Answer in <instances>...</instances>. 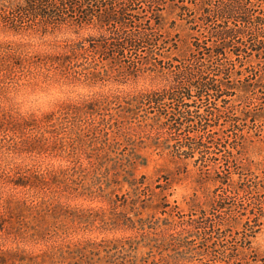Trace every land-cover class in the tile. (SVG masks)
I'll use <instances>...</instances> for the list:
<instances>
[{
  "label": "rangeland",
  "instance_id": "1",
  "mask_svg": "<svg viewBox=\"0 0 264 264\" xmlns=\"http://www.w3.org/2000/svg\"><path fill=\"white\" fill-rule=\"evenodd\" d=\"M29 1L0 0V264H207L163 210L207 205L213 170L171 155L145 99L190 55L225 51L219 108L241 131L215 137L264 179V0H250L255 37L226 44L202 19L215 0ZM251 248L240 264H264V218Z\"/></svg>",
  "mask_w": 264,
  "mask_h": 264
},
{
  "label": "trees",
  "instance_id": "2",
  "mask_svg": "<svg viewBox=\"0 0 264 264\" xmlns=\"http://www.w3.org/2000/svg\"><path fill=\"white\" fill-rule=\"evenodd\" d=\"M41 1L30 0L24 10L29 12L33 2ZM150 1L152 4L157 2ZM213 2L214 8H206L202 18L211 27V38L226 44L237 40L240 34L251 39L255 37L250 25L257 8L252 7L250 0ZM183 9L188 8L183 6ZM128 45L131 49L140 48L132 41ZM205 49H209V56L213 57L211 65L206 66V57L200 51L190 55L177 67L169 87L147 93L145 100L165 119L163 127L168 130L167 140L172 142L168 144L171 155L179 159L194 158L201 174L210 173L212 169L211 179L218 185L207 205L190 208L188 212L163 210V214L176 218L174 220L188 233L186 241L190 248L208 258L207 264H240V248L252 249L253 238L263 224L264 179L251 170L240 169L237 158L229 149V145L233 147L230 134L224 140L215 137V128L228 122L236 131L235 137L237 131H241L240 117L236 115L228 120L219 108V101L226 102L225 96L230 95L231 91L225 85L231 83L235 66L232 67V60H226L225 51L217 47ZM219 154L223 155L222 159ZM238 220L242 228L232 231L231 221ZM252 253L255 260L253 249Z\"/></svg>",
  "mask_w": 264,
  "mask_h": 264
}]
</instances>
